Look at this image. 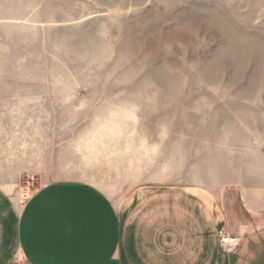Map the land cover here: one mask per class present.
I'll return each instance as SVG.
<instances>
[{"label": "rangeland", "instance_id": "1", "mask_svg": "<svg viewBox=\"0 0 264 264\" xmlns=\"http://www.w3.org/2000/svg\"><path fill=\"white\" fill-rule=\"evenodd\" d=\"M64 180L264 184V0H0V187Z\"/></svg>", "mask_w": 264, "mask_h": 264}, {"label": "crops", "instance_id": "2", "mask_svg": "<svg viewBox=\"0 0 264 264\" xmlns=\"http://www.w3.org/2000/svg\"><path fill=\"white\" fill-rule=\"evenodd\" d=\"M234 196L153 183L112 198L64 180L19 203L0 187V264H264V184Z\"/></svg>", "mask_w": 264, "mask_h": 264}, {"label": "built area", "instance_id": "3", "mask_svg": "<svg viewBox=\"0 0 264 264\" xmlns=\"http://www.w3.org/2000/svg\"><path fill=\"white\" fill-rule=\"evenodd\" d=\"M220 243L223 252L228 253L229 251H233V242L229 239V237H222ZM229 245L232 246L229 247Z\"/></svg>", "mask_w": 264, "mask_h": 264}]
</instances>
